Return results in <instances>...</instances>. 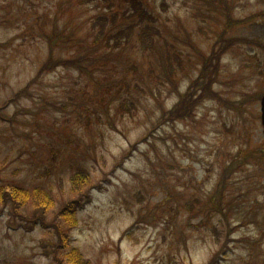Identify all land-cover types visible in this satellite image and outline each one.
I'll use <instances>...</instances> for the list:
<instances>
[{"label": "rangeland", "instance_id": "rangeland-1", "mask_svg": "<svg viewBox=\"0 0 264 264\" xmlns=\"http://www.w3.org/2000/svg\"><path fill=\"white\" fill-rule=\"evenodd\" d=\"M148 1L160 29L151 49L136 36L121 54L110 47L96 57L91 70L59 65L38 77L50 49L45 34L59 24L85 38L107 4L0 0V180L56 190L64 180L67 189L74 167H87L103 187L79 210L70 238L93 264H206L218 250L222 264H264V0H227L230 23L220 0ZM222 35L239 42L222 54L212 84L227 104L200 90L192 99L185 93ZM77 47L67 40L54 56ZM168 51L181 57H171L176 91L166 78ZM124 81L130 88L122 90ZM126 98L133 112L118 110ZM187 109L192 116L179 118ZM232 162L221 199L217 182ZM7 207L0 204V264L53 263L43 246L50 233L28 230Z\"/></svg>", "mask_w": 264, "mask_h": 264}, {"label": "trees", "instance_id": "trees-1", "mask_svg": "<svg viewBox=\"0 0 264 264\" xmlns=\"http://www.w3.org/2000/svg\"><path fill=\"white\" fill-rule=\"evenodd\" d=\"M125 1L128 2V5L124 3V0L121 4H117L114 0H105L107 8L91 17L89 31L85 38L76 39V31H69L66 27L60 28L59 24L51 32H47L45 39L49 44V55L39 65L38 77L41 76L42 72L55 69L59 65L91 70L95 66L96 57H104V53L108 52L110 47L118 49V53L121 54L124 46L129 45L136 36L138 37L140 49L143 51L151 49L155 44L156 36L160 34V29L156 25L158 16L152 10L148 0ZM220 1L226 5L228 23L232 22L233 18L230 15L231 9L228 1ZM162 5L164 7L167 6L166 1H162ZM67 40L77 41L78 47L75 51L66 57L54 56V48ZM236 43L239 42H236L235 39L231 40V37L224 38L222 35L218 43L219 48H216L217 44H215L212 52L209 55H204L200 78L192 80L189 85L190 90L185 94H188L192 99L198 100L200 92H203L205 97H214L219 102L227 104L226 100L218 93H214L212 84L217 80L219 61L222 54ZM80 47L83 49L80 50ZM167 56V63L165 64L166 78L170 84L172 83L171 85L176 91L179 82L174 77V65L171 57L173 56L176 62L180 61L181 57L177 52L171 53L170 51H168ZM130 66L136 68L135 63L130 64ZM207 75L209 77L205 79ZM130 86L131 84L125 81L121 84L122 90L130 88ZM24 89L26 90L27 87L25 86L20 91H16L14 97L10 100L18 99L24 93ZM198 90H200L199 93ZM185 94L179 92V96H184ZM5 106H0V120L4 118ZM136 107L137 105L133 99L126 98L120 102L118 110L133 112ZM194 107V105L191 106V110ZM180 108L179 102L172 111H179ZM189 109L180 114L179 118L185 120L190 118L194 110L191 112ZM169 119L174 120V116L172 117L171 115ZM52 155L54 157H51V165L55 166L57 154L53 153ZM232 167L233 162L225 167L224 172L221 171L218 179L216 193L217 196L221 195V199L225 190L224 184H226L223 179L230 177L231 171H234ZM48 171L50 169L44 171V175ZM63 181L60 182V187L56 190L53 185H46L45 183L38 182L32 186H27L18 182L0 180V204H3V206L7 205L12 216L24 217L27 224L23 226L28 230H31L34 226L42 225L50 233V239L47 240L48 243H43V246L49 245L50 251L47 254H52L53 263L51 264H93L80 247L74 244V239L70 238V231L79 224V210L92 201L94 188L100 189L103 185L94 183L91 171L81 164L76 165L70 173L67 189ZM58 202L60 203V208L48 219V213H52L55 210ZM219 203L221 206V200ZM28 204H31V208L28 209V215H21L19 213L21 212L20 210ZM221 256L222 251H216L206 264H222ZM172 264L182 263L174 262Z\"/></svg>", "mask_w": 264, "mask_h": 264}, {"label": "water", "instance_id": "water-1", "mask_svg": "<svg viewBox=\"0 0 264 264\" xmlns=\"http://www.w3.org/2000/svg\"><path fill=\"white\" fill-rule=\"evenodd\" d=\"M261 110H262L261 119H262V123L264 125V95L261 98Z\"/></svg>", "mask_w": 264, "mask_h": 264}]
</instances>
